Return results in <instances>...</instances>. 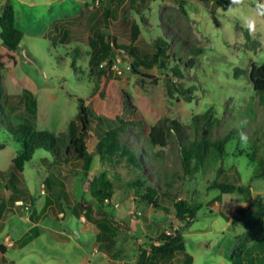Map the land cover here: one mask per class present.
Segmentation results:
<instances>
[{"label":"rangeland","instance_id":"374dc122","mask_svg":"<svg viewBox=\"0 0 264 264\" xmlns=\"http://www.w3.org/2000/svg\"><path fill=\"white\" fill-rule=\"evenodd\" d=\"M8 6L24 36L15 52L6 50L0 40L5 98L0 99V245L9 247L0 255V264H151L139 258L138 250L145 249L148 256L151 240L179 227L185 228L181 231L185 252L161 264H232L240 240L249 237L244 223L253 219L251 212L262 209L264 221V181L254 179L255 164L237 154L235 144L227 146L224 162L212 155L205 168L190 177L180 164L174 129V138L164 150V170L158 163L155 170L143 172L123 162L102 164L95 156L85 175L81 162L71 155L68 163L56 167L46 153L36 151L23 171L16 172L12 162L22 148L8 128L24 124L36 131L63 133L70 121L77 120L79 100L96 117L139 123L140 131L128 127L125 138L130 139L145 136L159 120L188 126L209 108L227 119L257 107L247 77L251 64H264V17L250 11L253 0H245L244 7L235 12L229 11V5L211 12L195 0H0V19ZM241 11L255 20L253 30L238 20ZM133 24L139 29L134 47L142 60L151 63L158 40L167 43L171 55L184 59L192 44L200 51L193 68L180 79L172 73L176 63L170 59L165 67L140 66V74L153 78L142 79L130 69L133 59L127 52L116 50L110 53L112 65L104 61L96 68L90 63L89 38L98 33L127 45ZM235 69L243 75L235 77ZM24 91L36 101L34 116L24 101ZM126 96L133 107L124 104ZM95 129L93 125L91 136ZM93 145L91 140L89 152L94 151ZM258 155H264V144ZM171 170H177L174 179L169 176ZM218 170L232 184L248 187L250 201L238 193L220 195L212 190ZM137 179L157 188L159 208L138 203L137 193L144 190L130 187ZM13 186L17 196L26 194L33 205L13 203ZM103 191L112 192V197L101 203L99 192ZM178 199L200 206L188 224L175 218L173 203ZM79 205L91 209L90 222ZM245 207L247 212L240 216L237 210ZM100 212L114 216L118 233L112 242L98 235L94 222L101 219ZM245 252L244 264L264 262V251L254 242Z\"/></svg>","mask_w":264,"mask_h":264},{"label":"trees","instance_id":"16d2710c","mask_svg":"<svg viewBox=\"0 0 264 264\" xmlns=\"http://www.w3.org/2000/svg\"><path fill=\"white\" fill-rule=\"evenodd\" d=\"M210 8L214 12L217 6L229 5V0H195ZM133 2V0H130ZM255 7V6H254ZM17 18L11 6H8L5 14L0 19V40L1 45L10 52L18 50L23 39V33L16 26ZM139 29L133 24L127 33L128 44L119 45L114 37L108 41L103 35L95 33L88 40V45L92 53L90 63L97 68L101 62L107 61L108 65L114 63V57L110 54L113 50L125 51L128 57L133 61L130 64V69L142 79H153L147 75L140 74L138 68H150L152 64H158L159 67H165L166 62L170 59L176 63L172 69V73L182 79L185 70H191L199 56L200 51L192 44H188L190 52L186 58L178 56V54L169 53V47L163 40H158L154 44L155 52L150 56L151 63L142 60L136 55L134 47ZM246 40L249 42V34H245ZM3 64L0 63V71ZM100 75L99 70H95ZM235 77L243 75L242 70H234ZM248 81L250 83L253 94L257 99V107L246 108L240 115L228 117L227 119L220 118L219 114L209 108L202 117L194 118L192 124L185 126L178 122L169 120H159L151 126L145 136L130 139L125 138L128 135L127 129L129 126H136V130L140 131L139 123L125 122L122 119L116 118L108 120L94 116L91 110L84 106V101H78V112L76 121H70L65 132L53 134L48 131H36L31 126L20 124L17 126H9L8 132L15 142L19 143L22 148V154L13 160L14 170L22 172L25 163L32 160L36 151H43L47 154L48 160L56 167H61L62 164L69 162V156H73L77 161L81 162V170L85 175L90 171L94 157H98L99 161L108 165H119L125 163L128 168L137 171H145L147 168L156 169L155 163H158L160 170L166 169L165 148L168 140L174 138L172 129L177 134V143L180 149V164L183 168L184 175L193 176L205 168L208 159L214 155L220 162L228 157L227 146L235 144L236 153L244 155L251 163L255 164L254 179L264 181V155H258V149L261 144H264V64L259 66L251 64ZM1 81V74H0ZM23 98L27 108L32 116L35 115L36 101L30 92L24 91ZM3 99V89L0 82V99ZM5 99V98H4ZM127 107H133V103L126 96L124 103ZM3 107V106H1ZM0 107V108H1ZM262 112V121L257 122L258 116ZM169 123V124H168ZM94 130L93 136L90 135L92 127ZM244 139H241V137ZM93 141L94 151L89 152V143ZM242 142L245 144L241 147ZM63 153V160L60 159ZM160 160V162H159ZM148 163V165L146 164ZM174 170V169H173ZM169 172V176L174 179L178 176L177 170ZM163 173V172H161ZM217 177L212 183V190H217L220 195L226 194H241L245 202L250 201V191L248 187L237 186L231 183V178L223 175L221 170H218ZM221 175V178H219ZM164 176V174H162ZM166 177V176H164ZM49 189L48 184H46ZM110 188L111 185H108ZM130 187L143 189V193H137L138 203L151 205L154 208H159L156 202V197L159 194L157 188L146 185L143 179H137ZM13 192L10 199L14 202L28 201L33 205V201L26 194L17 196L18 189L13 186ZM101 195V203L112 197V192H99ZM176 199L178 197H175ZM175 199V201H176ZM173 203L175 218L180 223L196 218V213L200 209L198 205H189L184 200L178 199ZM84 212L87 221H91V209L87 206H77ZM0 206V213H1ZM248 208L238 209L240 216H244ZM99 221L94 222L98 230V235L112 242L118 233V228L114 224V216L100 212ZM253 219L247 220L244 223L248 239L240 240L237 250L234 252L231 262L232 264H244L245 249L250 242L258 245L264 251V221L263 210L260 209L257 213L251 212ZM185 229L179 227L172 234H160L156 240H151L148 245V256L146 250L140 248L138 250L139 258H145L149 263L168 262L170 263L177 254L185 252L184 239L181 231ZM157 243V244H156ZM1 253H4L3 246L0 247ZM256 264H264L259 262Z\"/></svg>","mask_w":264,"mask_h":264},{"label":"clouds","instance_id":"9594fccd","mask_svg":"<svg viewBox=\"0 0 264 264\" xmlns=\"http://www.w3.org/2000/svg\"><path fill=\"white\" fill-rule=\"evenodd\" d=\"M253 3L255 4V7L250 11L254 13L255 16L264 17V0H259V2H257V0H253ZM244 4L245 0H229V11L235 12L236 10L244 7ZM237 18L248 30L251 31L254 29L255 20L252 18V16L246 15L241 11ZM241 139H244V137L242 136Z\"/></svg>","mask_w":264,"mask_h":264},{"label":"crops","instance_id":"0c3cea01","mask_svg":"<svg viewBox=\"0 0 264 264\" xmlns=\"http://www.w3.org/2000/svg\"><path fill=\"white\" fill-rule=\"evenodd\" d=\"M18 202V201H17ZM14 203H16V202H14ZM8 239H10V237H8V236H6ZM11 241V240H10ZM14 242H17V239L16 240H14ZM14 242H10V243H14ZM1 246H3V249H4V253H1V251H0V255L2 256L3 254H6L7 253V251H8V249H9V247L7 246V245H5V244H1L0 245V247Z\"/></svg>","mask_w":264,"mask_h":264},{"label":"built area","instance_id":"2783aa9c","mask_svg":"<svg viewBox=\"0 0 264 264\" xmlns=\"http://www.w3.org/2000/svg\"><path fill=\"white\" fill-rule=\"evenodd\" d=\"M98 5V3H96V6ZM16 205L20 206V205H23V202L19 201V202H16L15 203Z\"/></svg>","mask_w":264,"mask_h":264}]
</instances>
